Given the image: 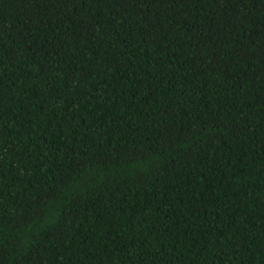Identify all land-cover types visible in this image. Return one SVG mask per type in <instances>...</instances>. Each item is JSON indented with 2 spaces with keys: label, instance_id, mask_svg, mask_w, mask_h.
Returning <instances> with one entry per match:
<instances>
[{
  "label": "trees",
  "instance_id": "1",
  "mask_svg": "<svg viewBox=\"0 0 264 264\" xmlns=\"http://www.w3.org/2000/svg\"><path fill=\"white\" fill-rule=\"evenodd\" d=\"M0 264H264V0H0Z\"/></svg>",
  "mask_w": 264,
  "mask_h": 264
}]
</instances>
